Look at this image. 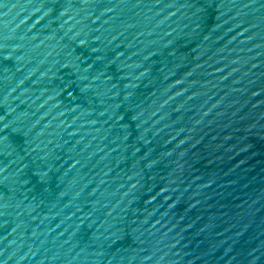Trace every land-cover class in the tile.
<instances>
[{
    "label": "water",
    "instance_id": "obj_1",
    "mask_svg": "<svg viewBox=\"0 0 264 264\" xmlns=\"http://www.w3.org/2000/svg\"><path fill=\"white\" fill-rule=\"evenodd\" d=\"M0 264H264V0H0Z\"/></svg>",
    "mask_w": 264,
    "mask_h": 264
}]
</instances>
